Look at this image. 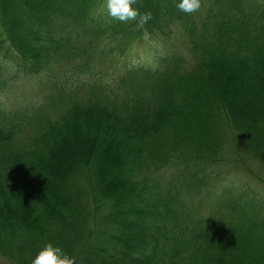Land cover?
Wrapping results in <instances>:
<instances>
[{
	"label": "trees",
	"instance_id": "trees-1",
	"mask_svg": "<svg viewBox=\"0 0 264 264\" xmlns=\"http://www.w3.org/2000/svg\"><path fill=\"white\" fill-rule=\"evenodd\" d=\"M177 2L137 0L151 13L141 27L110 17L106 0H0L9 264H32L48 243L73 264H264V201L204 194L228 135L264 162V11L200 0L187 14ZM147 39L162 49L135 66L129 53ZM22 73L41 84L14 95Z\"/></svg>",
	"mask_w": 264,
	"mask_h": 264
},
{
	"label": "rangeland",
	"instance_id": "rangeland-1",
	"mask_svg": "<svg viewBox=\"0 0 264 264\" xmlns=\"http://www.w3.org/2000/svg\"><path fill=\"white\" fill-rule=\"evenodd\" d=\"M264 3H257V6L262 8ZM1 32V31H0ZM178 44V47L182 48L180 42L174 40V44ZM7 48V47H6ZM162 49V43L147 39L145 42L139 43L133 47L129 53L128 59L133 65H152L155 62V56L157 51ZM8 59H12V54L9 50H5ZM15 62H17L16 56H13ZM16 80L11 84V92L19 94L24 92L29 94L40 83V78H27L25 74H17ZM7 95L0 93V100L6 101ZM70 143H73L72 141ZM68 146V144H67ZM228 148H226V154L229 153V159L221 164L215 170L213 180L210 182L206 190H204L205 196H218L224 190H243L252 191L258 198L264 201V162L256 160L251 155H248L244 151L236 152L230 143L228 142ZM69 149H71L69 147ZM69 150V152H72ZM75 151V149H74ZM61 152V151H60ZM59 152V153H60ZM68 158H70L68 156ZM114 158V157H112ZM117 159V158H116ZM65 163H68L65 161ZM117 160L114 159V163H111L112 168L116 169ZM172 171V168L164 170L168 175ZM111 176L105 179L120 178V174L116 171L110 172ZM111 177V178H110ZM207 196V198H208ZM206 198V199H207ZM0 264H9L7 260L0 256Z\"/></svg>",
	"mask_w": 264,
	"mask_h": 264
},
{
	"label": "clouds",
	"instance_id": "clouds-1",
	"mask_svg": "<svg viewBox=\"0 0 264 264\" xmlns=\"http://www.w3.org/2000/svg\"><path fill=\"white\" fill-rule=\"evenodd\" d=\"M137 0H106L107 13L113 19L122 23L136 21L143 26L151 19V13L141 14L135 7ZM176 7L179 11L191 14L200 9V0H178ZM32 264H73V260L64 253L63 249L52 243L44 245L32 260Z\"/></svg>",
	"mask_w": 264,
	"mask_h": 264
}]
</instances>
